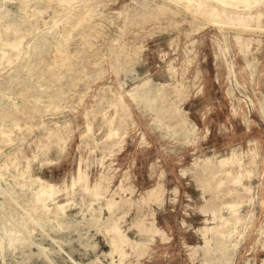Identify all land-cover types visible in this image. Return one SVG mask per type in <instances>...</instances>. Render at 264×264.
Segmentation results:
<instances>
[{
  "label": "rangeland",
  "instance_id": "obj_1",
  "mask_svg": "<svg viewBox=\"0 0 264 264\" xmlns=\"http://www.w3.org/2000/svg\"><path fill=\"white\" fill-rule=\"evenodd\" d=\"M0 264H264V0H0Z\"/></svg>",
  "mask_w": 264,
  "mask_h": 264
}]
</instances>
